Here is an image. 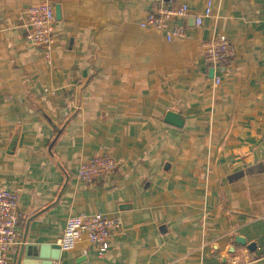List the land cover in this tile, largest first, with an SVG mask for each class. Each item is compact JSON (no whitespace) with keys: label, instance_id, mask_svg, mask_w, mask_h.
I'll list each match as a JSON object with an SVG mask.
<instances>
[{"label":"crops","instance_id":"1","mask_svg":"<svg viewBox=\"0 0 264 264\" xmlns=\"http://www.w3.org/2000/svg\"><path fill=\"white\" fill-rule=\"evenodd\" d=\"M38 1L0 0V188L19 211L8 264L42 263L23 244L51 264H264V0H211L200 25L206 0H176L187 33L171 40L140 25L160 0H50V61L25 38ZM218 34L232 54L211 75L199 53ZM104 147L121 163L83 184L78 166ZM95 212L120 221L109 247L59 249L67 217Z\"/></svg>","mask_w":264,"mask_h":264},{"label":"built area","instance_id":"2","mask_svg":"<svg viewBox=\"0 0 264 264\" xmlns=\"http://www.w3.org/2000/svg\"><path fill=\"white\" fill-rule=\"evenodd\" d=\"M25 15V38L41 48L43 56L50 61L54 45L56 23L54 5L50 0H39L23 9ZM212 14V2L206 0L204 13L194 17L195 25L202 23L203 16ZM188 16V6L176 0H160L140 23L142 27H153L164 33L167 40L183 37L187 28L181 22ZM232 54L231 44L224 34H218L201 44L200 58L216 69L229 61ZM225 73V69H221ZM220 76L213 75V82L218 84ZM121 161L116 160L111 150L104 147L99 153L83 161L78 166L76 175L83 184L110 176ZM19 221L18 193L14 189L0 188V264H8L7 256L11 247L17 243L16 230ZM121 228L117 217L102 212L78 213L69 215L62 233L57 240L61 250H70L85 238L96 247L98 253L105 251L110 244L111 235Z\"/></svg>","mask_w":264,"mask_h":264},{"label":"water","instance_id":"3","mask_svg":"<svg viewBox=\"0 0 264 264\" xmlns=\"http://www.w3.org/2000/svg\"><path fill=\"white\" fill-rule=\"evenodd\" d=\"M54 11H55V17L56 19L60 18V9H59V4L56 3L54 5ZM210 74H213V68H210ZM164 120L168 123H171L175 126H181L182 124V119L179 116V113H177L176 111L173 110H169L166 112ZM236 241L244 244L245 240L242 237L237 236ZM254 243H248L247 247L252 250L254 247ZM22 248L25 252L26 255L30 256V257H35V258H39L40 260H42L41 264H51V261H47V249L44 248V246H40L39 248L36 247L34 244H23ZM28 264H33V263H28ZM35 264V263H34ZM37 264V263H36Z\"/></svg>","mask_w":264,"mask_h":264}]
</instances>
